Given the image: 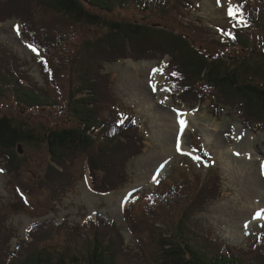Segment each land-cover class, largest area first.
<instances>
[{"label":"trees","instance_id":"1","mask_svg":"<svg viewBox=\"0 0 264 264\" xmlns=\"http://www.w3.org/2000/svg\"><path fill=\"white\" fill-rule=\"evenodd\" d=\"M25 1L20 0V4L27 6ZM34 1L36 4H44L46 11L43 14L58 19L64 17L66 22L73 23L72 28L77 25L111 32L101 45L97 43V47H91V54L87 55L84 45L87 42L82 44L81 50L76 51L77 55L85 56L86 63L79 67L75 65V72L67 77L68 84L63 88L69 91V101L64 112L61 111L60 122L54 121L55 126L52 124L49 129L35 125L34 119L29 115L22 116L19 110L26 114L25 110L33 113L49 108L62 109V101L55 97L49 85L43 88L34 82L30 73L23 70L24 64L20 57L0 43V101L12 103L19 112V115H7L8 112L0 114V153L9 154L15 159L18 147L25 151L26 147H39L46 143L51 155L55 157L53 165L45 171L46 180L50 181V177H55L62 170L63 159L69 154H84L89 186L96 193L118 191L129 179L126 161L143 154L142 149L147 148L146 137L134 114L121 111L124 105L116 97L113 83H108L110 77L104 76L101 70L105 69L103 64L109 61L108 55L112 52L123 54V48L129 44L134 46L133 41L137 40L139 46L148 50L157 53H163L164 49L169 51L172 56L169 66L167 64L170 88L184 105L199 102L204 99L203 95L207 97L201 87L204 85L201 81H205V85L211 86L217 97L229 98L227 102H238L246 107L244 115H248L252 121L246 117L245 122L251 125L255 121L260 125L259 128L251 129L254 137L264 129V124H260L264 122V83L257 80L264 71H261V66L254 69L246 59L241 62L237 58L238 52L242 51L250 54V58H255V62L264 65V0L242 1L246 25L232 22L227 27L215 28L216 33L212 24L202 23L198 18L190 20L185 17L186 10L198 15L193 0ZM129 10L141 19L115 17L119 11L126 14ZM1 18L0 24L6 23ZM17 21L21 23L24 39L38 49L39 55H35L33 60H42L44 51L38 41L43 39V32L29 33L27 16ZM69 26L66 25L65 29H70ZM223 31L228 35H223ZM52 32L55 36H52L47 46L50 54L59 43H56L58 27ZM64 35L67 37L65 32ZM60 37H63L62 31ZM203 42L220 50L219 53L212 55L204 51ZM134 50L131 53L126 51V57H136ZM95 52L100 54L94 56ZM171 65H182L185 75L194 79V86L200 84L197 89H194L191 79L183 75L180 78L172 76ZM259 78L264 80V77ZM100 79H104L105 83L102 88ZM23 161L27 163L26 158ZM116 162L119 168L111 171L110 168L115 167ZM23 165V162H10L6 175L12 169L17 170L16 176L20 175L17 180L21 181L26 168ZM213 177L202 179L188 174L179 181L165 180L152 194L131 200L124 210L125 222L134 236L140 232V217H151L148 219L151 220L150 225L149 222L144 225L150 247L158 253L156 256H159V264H264L262 245L258 251L249 253L213 241L206 242L205 252L198 250L201 242L196 241L201 238L197 234L192 235L190 230L195 229L187 218L203 213L207 207L205 202H211L218 196L213 188ZM138 202L143 206L147 204L143 213H138L140 207H135ZM7 221V217H4L0 229V264H117L126 251L124 236L117 223L94 219L88 226L50 221L30 232L29 237L36 242L30 243V249L25 242V245H17L15 251H11L10 239L13 233L6 234L4 225L7 226ZM207 246H210L214 254L207 253Z\"/></svg>","mask_w":264,"mask_h":264},{"label":"rangeland","instance_id":"2","mask_svg":"<svg viewBox=\"0 0 264 264\" xmlns=\"http://www.w3.org/2000/svg\"><path fill=\"white\" fill-rule=\"evenodd\" d=\"M193 1L198 15L195 16L192 11L186 10L185 17L190 20L198 18L205 24H212L215 33V28L227 27L232 22L246 25L243 15H238L234 19L228 14L229 0H220L219 3L217 0ZM242 1L244 0H231V5L236 7L238 13H242ZM24 4L27 6L20 4V0L0 2V16L6 22L0 24V43L20 57L24 64L23 70L30 73L34 82L43 88L49 85L55 97L62 101V109L49 108L33 113L25 110L26 114L19 110L22 116L29 115L34 119V122H31L35 125L49 129L54 121L60 122L61 111L69 101L67 99L69 91L63 88L68 84L67 77L75 72V65L79 67L86 63L85 56L77 55L76 51L81 50L82 44L87 42L84 44L87 48V55L91 54V47H97V43L101 45L103 40L111 35V32L87 29L77 25L72 28L73 23L66 22L64 17L58 19L53 18L52 15L43 14L46 11L44 4H36L34 0H27ZM131 11L129 10L126 14L119 11L115 17L141 19L134 11ZM23 14L27 16L29 22L27 24L29 33L43 32V39L38 41L40 48L44 51L42 60H33L36 53L27 47L30 43L22 36L21 23L17 20L24 18ZM15 25H20V35H17ZM66 25H70V29H65ZM57 27L59 40L56 38V43H59L54 52L50 54L47 50L48 41L55 36L52 30H56ZM61 31L63 37H60ZM222 33L228 35L225 31ZM217 35L219 36V33ZM133 42H135V47L129 44L128 47L123 48V54L112 52L108 55L107 60L109 61H106V64L99 63L104 65L105 69L101 72L104 76L110 77L108 83H113L114 93L124 105L121 111L136 116L146 137L147 148L142 149L143 154L134 159L130 157L131 159L126 161L129 179L117 192L107 195L100 194L92 191L88 185L87 160L84 154H69L66 159H63L62 170L55 177H50L48 181L45 178V171L53 165L55 157L51 155L46 143L39 147H26L23 153L18 147L15 150V159L9 154L0 153L2 155L0 156L2 160L0 169L3 170L0 171V229L4 217H7V226L5 224L4 227L6 234L13 233L10 239L11 251H15L17 245H25V242L27 248L30 249V243H36L29 237L30 232L50 221L58 223L67 221L71 225L88 226V223L95 219L117 223L124 236L126 251L123 252L117 264H159V256H156L158 253L150 247V240L146 234L147 228L144 225L147 222L150 225L151 220L148 221V219L151 217L139 216L141 228L139 235L134 236L125 222L124 210L133 198L140 199L141 195L152 194L167 178L179 181L188 174L203 178L208 173L209 176L215 177H213L215 179L213 188L218 196L211 202H205L207 207L203 213L199 212L187 218L196 230H190L192 235L197 234L198 238H201L196 241V243L201 242L198 250L205 252L206 242L218 241L221 244L226 243L234 248L249 251V253L258 251L262 245L261 251H264V214L258 222L257 220L253 222L259 213V207L260 212L264 213L263 198L255 196L256 189L264 194V183L252 186L253 190H250L243 182L252 178L248 177L247 173L241 177L238 176V172L248 168L253 170L246 172H250L252 176L258 175V166L264 161V129H261L262 132L254 138L251 131L259 128L260 125L254 123L255 121L251 125L245 122L248 118V115H244L246 107L238 102H227L229 98L217 97L211 86L205 85V81H201L204 84L201 87L207 97L203 95L204 99H200L204 102L184 105L181 98L175 97L176 95L170 88L168 66L172 56L169 51L164 49L163 53H157L155 50L151 51L139 46L138 40ZM103 45L107 47L104 43ZM203 46L206 49L204 51L212 55H217L220 51L204 42ZM136 48L137 50H134ZM131 50H134L136 57H126V51L131 53ZM233 53L231 55H234ZM98 54L100 53L95 52L94 56ZM250 57V54L242 51L237 54L241 62L246 59L254 69L261 66L263 72L264 65L255 62L257 60ZM171 68L172 76L180 78L183 75L191 79L194 86V79L185 75L182 65H171ZM45 71H47L46 75ZM259 77H264V74L261 73L257 78L263 84L264 80ZM103 82L104 79L100 81V88L105 85ZM140 84L143 87L142 92L137 91ZM199 85L194 86V89H197ZM178 89L177 86L176 90ZM16 107L12 103L0 101V114L8 112L7 115H12V113L19 115ZM176 113L180 116L177 121L172 118ZM181 114L184 115L181 117ZM182 118L187 119L185 126L178 125L181 124ZM247 120L252 121L249 118ZM195 143H198L199 147H194ZM183 146L188 152L191 150L196 155L182 154L180 149H183ZM236 151L239 153L236 154ZM246 151L255 157L245 156ZM197 156L198 160H196ZM24 158L27 163L23 161ZM12 161L23 162V166L26 167L21 181L17 180L20 176H16L17 170L12 169V172L6 175V168ZM251 162L253 166L248 164ZM118 164L116 162L115 167L112 166L110 170L117 171ZM254 169L257 172L254 173ZM42 184L46 186L43 187ZM41 187L42 190H40ZM138 203L135 207L137 209L140 207L138 213L139 211L143 213L147 204L143 206L141 202ZM251 215L255 217L251 218ZM207 248H209L207 253L214 254L210 246Z\"/></svg>","mask_w":264,"mask_h":264},{"label":"bare ground","instance_id":"3","mask_svg":"<svg viewBox=\"0 0 264 264\" xmlns=\"http://www.w3.org/2000/svg\"><path fill=\"white\" fill-rule=\"evenodd\" d=\"M150 86V85H149ZM143 87H141V84H140V86L138 85V90L137 91H139V92H142L143 91V89H142ZM178 114H180V113H178ZM181 117H182V115H181ZM172 118H174L176 121L177 120H179L180 119V116H178L177 115V113H176V115L174 116V117H172ZM182 120L185 122L184 123V125L183 126H185L186 125V123H187V119L186 118H182ZM173 124V123H172ZM178 125H181V124H178ZM250 137H251V135H250ZM181 150V152H182V154L183 153H189V155H192V154H194L191 150H189V152H188V150L186 149V147H184L183 146V149L181 148L180 149ZM239 152L238 151H236V154H238ZM246 155L245 156H247V157H255V155H252V154H248V151H246ZM196 155V154H195ZM257 156V155H256ZM198 157V156H197ZM199 158V157H198ZM257 158H258V156H257ZM239 163V162H238ZM249 165H251V166H253V163L251 162V163H248ZM262 165V166H261ZM259 168L257 169V171H256V169H254V173L255 172H257L258 173V175H255V176H252L251 175V173L250 172H246L247 170L248 171H251L252 172V168H248L247 170H241L240 172H238V176H242V175H245V173H247V176L248 177H250V178H252V179H249V180H244V185H245V187L246 188H248V189H250V190H253V187L254 186H258V184L259 185H262V183H264V161H262V163H260V165L258 166ZM243 179V178H242ZM253 186V187H252ZM264 187V186H263ZM255 196L256 197H258V198H263V200H264V194L261 192V191H259L258 189H256V193H255ZM253 205H255L254 204V202H253ZM263 207V206H262ZM261 211V208L259 207V210H258V215H257V217L253 220V222L255 221V220H257V222L259 221L258 219L264 214L263 212H260ZM252 216L253 215H251V218H252ZM253 217H255V216H253ZM249 223H251V222H249ZM246 225H248V224H246Z\"/></svg>","mask_w":264,"mask_h":264},{"label":"snow or ice","instance_id":"4","mask_svg":"<svg viewBox=\"0 0 264 264\" xmlns=\"http://www.w3.org/2000/svg\"><path fill=\"white\" fill-rule=\"evenodd\" d=\"M219 2H220V0H217V3H219ZM228 14L231 17H233L234 19L237 18L238 15H242V13H238L237 12L236 7L231 5V0H229ZM241 22H243V21H241ZM15 30L17 32V35L21 34L20 33V25H15ZM27 47H29L33 52H35V53H37L39 55L38 49L34 45L28 44ZM181 115H184V114H181ZM180 123L183 126L185 122L183 120H181ZM196 159H199V158L197 157ZM0 171H3V170L0 169ZM29 230H31V229H29Z\"/></svg>","mask_w":264,"mask_h":264},{"label":"water","instance_id":"5","mask_svg":"<svg viewBox=\"0 0 264 264\" xmlns=\"http://www.w3.org/2000/svg\"><path fill=\"white\" fill-rule=\"evenodd\" d=\"M20 150H22V147H20ZM21 153H23V150L21 151Z\"/></svg>","mask_w":264,"mask_h":264}]
</instances>
